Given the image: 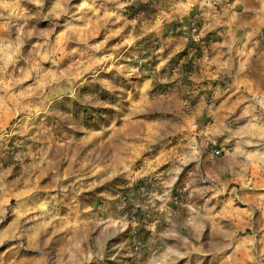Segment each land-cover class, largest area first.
Here are the masks:
<instances>
[{"label":"rangeland","instance_id":"rangeland-1","mask_svg":"<svg viewBox=\"0 0 264 264\" xmlns=\"http://www.w3.org/2000/svg\"><path fill=\"white\" fill-rule=\"evenodd\" d=\"M0 264H264V0H0Z\"/></svg>","mask_w":264,"mask_h":264},{"label":"built area","instance_id":"built-area-1","mask_svg":"<svg viewBox=\"0 0 264 264\" xmlns=\"http://www.w3.org/2000/svg\"><path fill=\"white\" fill-rule=\"evenodd\" d=\"M213 153H214V154H217V153H218V150H217V149H215V150L213 151Z\"/></svg>","mask_w":264,"mask_h":264}]
</instances>
